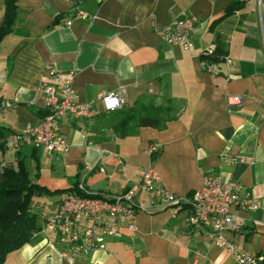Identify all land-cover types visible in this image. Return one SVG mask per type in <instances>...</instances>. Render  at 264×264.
<instances>
[{
  "label": "crops",
  "instance_id": "1",
  "mask_svg": "<svg viewBox=\"0 0 264 264\" xmlns=\"http://www.w3.org/2000/svg\"><path fill=\"white\" fill-rule=\"evenodd\" d=\"M231 2H238V9L225 15ZM15 6L14 26L0 41V103H11L0 117L1 133L20 131L45 115L38 86L46 64L73 71L78 98L100 111L88 118L59 117L58 130L70 143L65 153L0 146V170L22 159L31 178L37 172L38 184L63 191L33 198L41 228L2 264H237L201 228L187 224L185 205L164 207L143 193L137 196L134 232L123 227L121 237L106 238L105 248L72 263L63 257L67 247L45 222L70 191L65 189L79 181L93 193L123 192L147 166L165 188L182 197L198 189L204 175L238 182L241 193L258 199L259 208L240 212L243 226L224 236L240 250L260 255L264 0H82L90 16L69 26L62 23L71 9L67 0H15ZM3 12L4 1L0 22ZM182 14L196 19L191 49L167 44L159 34ZM209 47H218L227 58L214 62L211 71L200 56ZM119 84L125 90L123 106L151 98L170 107V120L161 129L136 126L115 135L113 111H103L97 95ZM232 95H241V101L227 102ZM151 143L159 152L154 162Z\"/></svg>",
  "mask_w": 264,
  "mask_h": 264
},
{
  "label": "built area",
  "instance_id": "2",
  "mask_svg": "<svg viewBox=\"0 0 264 264\" xmlns=\"http://www.w3.org/2000/svg\"><path fill=\"white\" fill-rule=\"evenodd\" d=\"M67 1L71 9L63 17V25L69 26L75 20L90 16L80 6L82 0ZM195 23V17L182 14L169 26L160 29L159 34L167 44L191 49ZM213 52L214 47H209L201 54L211 55ZM202 64L208 71L214 67V63L202 61ZM74 75L73 71H59L46 64L38 86L41 102L46 109L45 115L20 131L2 134L0 129V146L19 149L30 145L49 153L67 152L70 143L58 130L59 117L69 114L88 118L100 111L92 102H83L78 98L72 85ZM124 92L123 85L119 84L111 91L98 94L101 109L105 112L120 109L125 103ZM229 101L240 102L241 95L229 96L227 102ZM10 106V102L0 103V117ZM156 150L157 145L151 143L149 153ZM78 189L79 191H69L45 222V228L67 247L62 255L70 263L93 250L105 248L106 238L121 237L123 227L134 232L137 196L140 193L164 207L185 205L189 209L187 224L201 228L210 242L233 254L237 264H257L262 259L261 255L240 250L224 236L226 231L237 232L241 229L245 217L240 212L251 213L259 208L258 199L241 193V186L236 181H223L214 174L204 175L201 186L190 195L182 197L165 188L154 168L147 166L139 170L137 178L123 192L93 193L81 183Z\"/></svg>",
  "mask_w": 264,
  "mask_h": 264
},
{
  "label": "trees",
  "instance_id": "3",
  "mask_svg": "<svg viewBox=\"0 0 264 264\" xmlns=\"http://www.w3.org/2000/svg\"><path fill=\"white\" fill-rule=\"evenodd\" d=\"M4 12L0 22V41L8 34L17 18L15 0H3ZM238 9V2H231L225 8V15ZM202 61L214 63L224 58L217 47L211 55L201 54ZM205 68V67H204ZM206 69V68H205ZM170 107L156 104L151 98L138 99L132 106H123L112 112L111 129L115 135L128 134L136 126H150L161 129L170 120ZM158 150L150 154L154 162ZM36 168L38 162L35 163ZM29 176L23 160H18L15 167H5L0 170V264L6 255L27 243L34 233L40 230L38 217L32 211V200L41 195H54L62 190H49ZM81 182L74 181L72 187L66 190L79 191ZM82 184V183H81ZM262 259L257 264H264V249L259 253Z\"/></svg>",
  "mask_w": 264,
  "mask_h": 264
},
{
  "label": "rangeland",
  "instance_id": "4",
  "mask_svg": "<svg viewBox=\"0 0 264 264\" xmlns=\"http://www.w3.org/2000/svg\"><path fill=\"white\" fill-rule=\"evenodd\" d=\"M1 2H0V9H1V5H3V0H0Z\"/></svg>",
  "mask_w": 264,
  "mask_h": 264
}]
</instances>
